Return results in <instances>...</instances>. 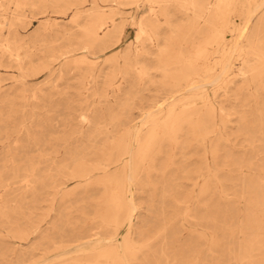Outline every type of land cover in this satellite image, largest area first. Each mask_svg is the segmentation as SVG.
Here are the masks:
<instances>
[{"label": "bare ground", "instance_id": "bare-ground-1", "mask_svg": "<svg viewBox=\"0 0 264 264\" xmlns=\"http://www.w3.org/2000/svg\"><path fill=\"white\" fill-rule=\"evenodd\" d=\"M251 1L92 0L90 3V0H0V9H12L14 6L13 11L7 16L3 14L5 17L0 20V68L12 67L15 63L22 71V53L25 51V55L30 56L31 49L44 38L50 26L54 27L51 34L56 36L50 45L53 65L33 67L29 74L38 75L48 70V79L31 87L25 79L28 75L25 72L22 79L7 87L0 76V104L13 101L18 91L23 99L29 97V91L34 98L46 97L41 94L42 85L53 81L55 75L67 88L78 86L79 96L87 101L90 83L94 80L95 86H98L97 76L102 71L97 69L90 56L109 49L115 39L122 38L129 17L125 15L127 12L134 19L131 23L138 29L136 44L130 43L122 61L116 62L118 69L113 68L107 76V86L114 88L118 73L127 75L131 70L135 75L134 86L153 81L151 69L155 67L162 75L158 87L165 92L163 98L144 110L142 119L136 123H132L130 118V103L112 118L113 123L122 127V132L108 146L103 160L87 163L74 153L72 160L75 165L68 174L64 173L65 166H57L56 173L49 168L45 174L39 175L37 166H28L27 163H13L10 167L0 168V220L13 224L10 213L16 208L10 206L9 199L3 196L12 193L14 184L21 181L26 188L23 200L31 195L38 202L48 192V187H54L56 193L64 191L67 196L74 190L68 191L61 186L73 179L77 187L83 188L85 197L97 202L98 208L95 217L91 218V226L74 227L68 234L72 247H57L60 250L57 257L69 255L63 257L59 264H131L140 251L133 238L137 227L135 194L138 186L150 185L152 173L159 170L168 186L165 191L174 194V180L177 173H182L183 178H197L195 185L200 187L196 198L187 193L186 202L195 201V205H191L195 213H186L185 216H193L197 225L208 230L184 223V229L189 230L194 238L186 240L181 249L175 250L177 230L173 225L174 219L180 217L164 216V224L158 231V238L162 236L164 241L163 258L168 264L171 258L174 264H229V238L233 234L229 218L233 216V208L219 205L216 197H224L226 193H217L214 188L223 185L221 177L232 182L241 178L234 172H240L244 167L259 168L264 173V164L253 161V157H246L232 159L231 166L221 167L219 151L229 141L231 112L223 101L217 100L216 89L211 93L208 86L237 74L240 80L232 88L235 102L231 94L227 95V99L233 106L241 102L239 106L242 109L235 112L240 113L241 130L246 139L254 142L264 138V0H261V11L255 14V20L246 16ZM47 2H55L58 14L67 15L70 10L72 13L68 15V22L64 23L59 21L60 15L47 19L36 35L35 43L31 44L21 29L25 21L22 9L26 6L37 9ZM87 2L90 4L86 8ZM141 5L148 7L146 15L138 14ZM172 6L188 15V19L176 24L172 19L175 16ZM236 9L244 12L245 20L241 27L231 18V12ZM163 18L167 31L163 29ZM81 20L85 22L81 23ZM53 44L57 46L53 47ZM233 47L243 50L238 54L241 56L239 65L230 56ZM233 67L238 71L234 73ZM61 84H55L54 89ZM247 96L252 97L255 103L249 105L251 100ZM200 151L205 152L199 157L201 165L189 168L191 162H187L185 156ZM178 154L183 156L182 160L177 158ZM21 170L23 175H20ZM61 175H66L68 179L63 180ZM261 177L264 176L254 174L243 178L251 210L246 216L245 226L256 231V236L243 246L251 257L247 264H264V254H251L254 250H264V229L252 211L261 207V192L264 195ZM206 199L210 203H206ZM178 200V197H173V201ZM122 228L125 231L120 240ZM169 230L173 233L170 242L166 239ZM29 233V229H18L13 236L26 240ZM44 237L49 244H56L55 237ZM3 241L0 238V249ZM168 249H172L173 255ZM222 252L223 259H218ZM0 254L4 260L0 264H48L47 260H27L23 254L16 261H9L1 250Z\"/></svg>", "mask_w": 264, "mask_h": 264}, {"label": "rangeland", "instance_id": "rangeland-1", "mask_svg": "<svg viewBox=\"0 0 264 264\" xmlns=\"http://www.w3.org/2000/svg\"><path fill=\"white\" fill-rule=\"evenodd\" d=\"M90 3H86V8ZM13 8L14 6H12ZM12 9H0V20H3L5 15L7 16L9 12L13 11ZM56 9L55 2H47L46 5L37 9L28 6L22 9V12L25 13V21L23 26L21 25V29L31 44L35 43L36 35L42 30V26L47 19L57 18L60 15V22H68V15L72 13L71 10L67 15H61L57 13ZM171 9L175 13L172 19L176 24L188 19V15L179 11L176 6H172ZM138 10L140 16L146 15L148 7L141 5ZM259 11H261V0H252L248 5V10H246V16L255 20V14ZM243 13L240 9L231 12L233 22L239 27L244 25ZM189 14H192V12ZM125 15L129 17L122 38L120 40L115 39L109 49L90 56L97 69L102 71L100 76H97L100 82L99 85L95 86L96 81L94 80L90 83L91 88L87 92V101L79 96L78 86L67 88L65 84L58 81L55 75L53 81L42 85L41 94L44 93L46 97L34 98L32 97V91H29V97L23 99L18 91L13 101L0 104L1 169H4V166L10 167L13 163L21 165L27 163L28 166H37L38 175L45 174L49 168H53V173H56L57 166H65L64 173L68 174L75 165L72 160L74 153H78L79 159H83L87 163L103 160L108 146L122 132V127L113 123L112 118L121 113L125 104H131L130 118L133 120L132 123H136L142 119L144 110L164 97V90L158 87L162 75L156 71L155 67L151 69L154 74L153 81H144L134 86L135 75L131 70L127 75L118 73L114 88L107 86V76L114 70L113 68H117L115 67L116 62L118 60L122 61L130 43L136 44L138 29L136 25L131 23L134 20L132 15L128 12ZM80 22L84 23L85 20ZM162 23L163 29L167 31L168 26L165 18H163ZM203 24L202 22L201 25ZM52 28L54 27L50 26L44 38L35 43L30 56H26L25 51L22 53L21 57L24 65L22 71L15 63H12L14 64L12 67L0 68V76L4 79V85L9 87L10 84L16 83L25 76V72L28 74L25 79L31 84V87L40 85L48 79V70L38 75L32 76L29 74L32 73L33 67L40 68L45 64L53 65L52 46L50 47V45L56 36L51 34ZM56 46L53 44V47ZM242 52V49L233 47L230 53V56L234 57L232 60L236 65L240 64L241 56L238 54ZM233 71L235 73L238 70L233 67ZM238 80H240V77L234 74L225 81L221 80L217 84L208 86L211 93H213L214 88L216 89L217 100L223 101L226 108L231 112V121L228 128L229 141L227 145H223L220 149L218 159L221 167L225 168L230 165L232 159L246 157H253V161L260 162L261 165L264 164V138H261V141L254 142L246 139V135L241 130L240 113L235 112V110L242 109L239 106L241 102L233 106L230 103L231 100L227 99V95L231 94L233 100L232 88L238 84ZM77 81L76 83L79 82ZM55 84L61 85L54 89ZM96 88H98V91ZM54 93L55 95L52 96ZM247 98L251 100L249 105L255 103L252 97L247 96ZM233 102L235 101L233 100ZM100 131L101 133H99ZM109 136L110 139H108ZM204 154V151H200L198 154H195V152L187 154L185 156L186 161L191 162L189 168H196L201 165L199 157ZM177 158L182 160L183 156L178 154ZM26 160L28 162H25ZM23 174L21 170L20 175ZM177 174L178 176L174 180L177 185H175L174 194L171 193L172 191H165L168 186L163 181L159 170L152 173L150 185L138 186L135 194V202L138 207L137 227L133 233V238L137 246L140 247V251L131 264H168L162 256L163 238L162 236L158 238V231L164 224V216L180 217L177 220L174 219L173 225L177 230L175 250L181 249V244L186 240L194 238L189 230L184 229V223L200 230H208L197 225L193 216L191 218L188 216L189 219L185 216L186 213H195V209L192 208L195 201L186 202V196L187 193H192L195 198L197 197L200 187L195 183L198 179H186L183 178L182 173ZM234 174H238L241 178H237L232 182L221 177L223 185L215 186L214 189L217 193L222 191L226 193V195H223L224 197L216 195L219 205L223 208L229 206L233 208V216L229 218V225L233 232L231 238H229V256L231 257L229 264H247L251 257L246 254L243 246L256 236V231L245 226L246 216L251 210L249 209L250 199L243 178L254 174L264 176V173L259 168L249 169L244 167L242 171H235ZM142 177L145 178V174ZM61 178L63 180L68 179L66 175H61ZM261 181H264V177H261ZM145 182L148 181L145 180ZM61 187L68 189V191L71 189L74 191L65 196L64 191L56 193L54 187H48V192L38 202H35L31 195L23 200L22 194L26 191V188L22 186L20 181L13 185L12 193L6 194V197L4 194L3 197L9 199L10 206L16 208V211L10 213V220L13 224L4 223L0 220V238L4 239L0 250L7 260L16 261L24 255L25 259L30 261L47 260L48 264H59L63 257L69 255L64 254L63 257H57L56 255L60 252L57 247L73 246L68 240V234L73 228L92 225L91 218L95 217L98 208L97 202L90 197H85L83 188L77 187L76 181L73 179L68 180ZM75 187L77 188L74 189ZM174 196L179 198L177 202L173 201ZM195 198L193 197V200ZM263 198L264 195L261 192V207L254 208L252 211L264 229ZM205 202L210 203L209 199H206ZM188 204H190L189 208L186 207ZM17 224L19 227H16ZM18 229H29V238L21 240L14 237L13 234ZM124 231L125 228L120 231V240H122ZM45 235L55 237L56 244H49L47 237H44ZM166 235L167 241L170 242L173 233L169 230ZM172 249H168L171 255H173ZM251 254L263 255L264 250L262 252L254 250ZM222 256L223 252L222 254L219 253L218 259H223ZM0 261H4L1 254ZM170 264H174L172 258Z\"/></svg>", "mask_w": 264, "mask_h": 264}]
</instances>
